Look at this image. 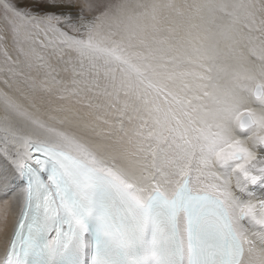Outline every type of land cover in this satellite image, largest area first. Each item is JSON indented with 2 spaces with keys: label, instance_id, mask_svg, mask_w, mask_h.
Returning a JSON list of instances; mask_svg holds the SVG:
<instances>
[{
  "label": "snow or ice",
  "instance_id": "obj_1",
  "mask_svg": "<svg viewBox=\"0 0 264 264\" xmlns=\"http://www.w3.org/2000/svg\"><path fill=\"white\" fill-rule=\"evenodd\" d=\"M0 56V264H264V0H0Z\"/></svg>",
  "mask_w": 264,
  "mask_h": 264
},
{
  "label": "rangeland",
  "instance_id": "obj_2",
  "mask_svg": "<svg viewBox=\"0 0 264 264\" xmlns=\"http://www.w3.org/2000/svg\"><path fill=\"white\" fill-rule=\"evenodd\" d=\"M37 43L39 44V41H37ZM9 46L11 47L10 42H9ZM0 60H2V56H0Z\"/></svg>",
  "mask_w": 264,
  "mask_h": 264
}]
</instances>
